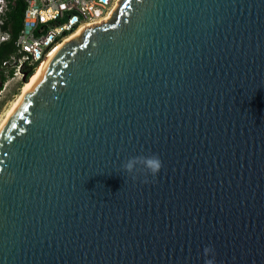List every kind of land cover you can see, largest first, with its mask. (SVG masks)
Masks as SVG:
<instances>
[{
  "label": "water",
  "instance_id": "water-1",
  "mask_svg": "<svg viewBox=\"0 0 264 264\" xmlns=\"http://www.w3.org/2000/svg\"><path fill=\"white\" fill-rule=\"evenodd\" d=\"M150 154L156 175L121 166ZM205 246L264 264V0H121L0 128V264H204Z\"/></svg>",
  "mask_w": 264,
  "mask_h": 264
},
{
  "label": "built area",
  "instance_id": "built-area-1",
  "mask_svg": "<svg viewBox=\"0 0 264 264\" xmlns=\"http://www.w3.org/2000/svg\"><path fill=\"white\" fill-rule=\"evenodd\" d=\"M2 8L5 14L7 0ZM22 28L15 40V51L0 61L4 84L22 81L47 54L76 33L110 19L118 0H24ZM3 20V19H2ZM3 22V21H1ZM11 35L0 30V43Z\"/></svg>",
  "mask_w": 264,
  "mask_h": 264
},
{
  "label": "trees",
  "instance_id": "trees-1",
  "mask_svg": "<svg viewBox=\"0 0 264 264\" xmlns=\"http://www.w3.org/2000/svg\"><path fill=\"white\" fill-rule=\"evenodd\" d=\"M7 10L3 15V22L0 25V29L3 32L8 31L11 35L8 41L2 42L0 44V61L5 59L9 54L15 51V40L22 28L25 2L24 0H7ZM32 75V71L27 74V79ZM5 77L2 72H0V91L2 83Z\"/></svg>",
  "mask_w": 264,
  "mask_h": 264
},
{
  "label": "clouds",
  "instance_id": "clouds-1",
  "mask_svg": "<svg viewBox=\"0 0 264 264\" xmlns=\"http://www.w3.org/2000/svg\"><path fill=\"white\" fill-rule=\"evenodd\" d=\"M4 3L0 0V22L3 19ZM122 168L129 173L143 171L149 175H156L161 167L162 161L155 154L136 155L128 157L123 163ZM204 264H215V250L211 246H205L203 249Z\"/></svg>",
  "mask_w": 264,
  "mask_h": 264
},
{
  "label": "bare ground",
  "instance_id": "bare-ground-1",
  "mask_svg": "<svg viewBox=\"0 0 264 264\" xmlns=\"http://www.w3.org/2000/svg\"><path fill=\"white\" fill-rule=\"evenodd\" d=\"M121 0H118L117 2V6L116 8L119 6ZM116 10V9H115ZM114 10V11H115ZM113 11V12H114ZM113 14V13H112ZM2 24V22H0V25ZM1 30V29H0ZM2 31V30H1ZM3 32V31H2ZM80 32L76 33L74 36L79 35ZM73 36V37H74ZM66 42V41H65ZM64 42V43H65ZM62 43L61 45H58L56 48H54L53 50H51L47 56L42 60V62H40V64L36 67V69L32 72V75L25 81V83L22 85L19 96H17L18 98L16 99V101L12 104L11 108L9 109L8 113L6 114L5 118L2 120L1 124H0V128L3 126V124L7 121V119L10 117V115L13 113V111L16 109V107L18 106V104L21 102V100L23 99V97L26 95V93L28 92V90L31 88V86L34 84V82L39 78V76L42 74L44 67L47 63V61L58 51V49L64 44ZM1 44V43H0ZM4 76V75H3ZM5 77V76H4ZM27 78V77H26ZM6 81V78L4 80V83Z\"/></svg>",
  "mask_w": 264,
  "mask_h": 264
},
{
  "label": "rangeland",
  "instance_id": "rangeland-1",
  "mask_svg": "<svg viewBox=\"0 0 264 264\" xmlns=\"http://www.w3.org/2000/svg\"><path fill=\"white\" fill-rule=\"evenodd\" d=\"M25 82L23 80L18 82L17 80H11L4 84L2 83L0 91V124L5 118L12 104L16 101L19 96L22 85ZM1 85V84H0Z\"/></svg>",
  "mask_w": 264,
  "mask_h": 264
}]
</instances>
